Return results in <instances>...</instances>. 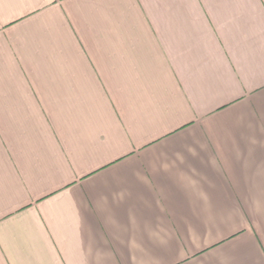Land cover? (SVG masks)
Returning <instances> with one entry per match:
<instances>
[{"label": "crops", "instance_id": "1", "mask_svg": "<svg viewBox=\"0 0 264 264\" xmlns=\"http://www.w3.org/2000/svg\"><path fill=\"white\" fill-rule=\"evenodd\" d=\"M0 264H264V0H0Z\"/></svg>", "mask_w": 264, "mask_h": 264}]
</instances>
